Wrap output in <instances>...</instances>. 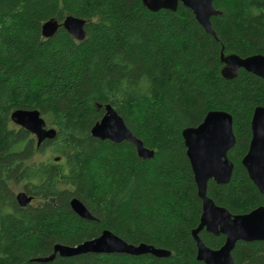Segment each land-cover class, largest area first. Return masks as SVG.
I'll return each mask as SVG.
<instances>
[{"label":"trees","instance_id":"trees-1","mask_svg":"<svg viewBox=\"0 0 264 264\" xmlns=\"http://www.w3.org/2000/svg\"><path fill=\"white\" fill-rule=\"evenodd\" d=\"M214 6L215 35L182 3L154 11L144 0H0V264H205L192 233L203 202L183 132L211 110L232 114L237 141L231 181L211 180L208 195L234 214L264 204L242 163L255 108L264 106V79L243 68L234 78L222 72V53L264 54V0ZM68 15L87 20L84 40L63 26L43 36L45 21ZM109 103L154 157H139L129 141L92 135ZM17 108L39 109L56 137L38 146L11 120ZM47 152L49 159L33 160ZM16 187L33 202L20 206ZM74 197L94 220L72 209ZM105 229L171 255L36 260L52 255L56 243L77 245ZM200 237L214 249L226 240L205 229ZM232 254L236 264H264V240L239 241Z\"/></svg>","mask_w":264,"mask_h":264},{"label":"water","instance_id":"water-1","mask_svg":"<svg viewBox=\"0 0 264 264\" xmlns=\"http://www.w3.org/2000/svg\"><path fill=\"white\" fill-rule=\"evenodd\" d=\"M215 0H144L151 10L168 9L176 11L179 4L190 8L198 22L205 30L213 35L215 31L212 18L219 11L214 6ZM87 20L82 17L68 15L61 23L49 19L42 25V34L49 38L63 26L76 40L82 41L87 36ZM222 61L226 64L222 72L225 77L234 78L239 69L243 68L264 79V54H253L242 57L237 54L225 56ZM11 120L33 133L40 146L46 139H53L57 129L50 127L39 109L17 108L11 112ZM252 139L248 152L242 159L251 180L264 195V106L255 108L252 122ZM93 136L101 140L115 143L129 141L136 147L138 156L143 159L154 157L155 151L145 146L142 139L132 133L124 118L112 104H106L105 114L91 129ZM183 136L187 147L198 187V194L203 202V211L199 225L192 231L197 243V259L205 264H236L233 250L239 241L264 240V204L247 213L234 214L226 207L220 206L208 195V185L211 180L218 184L231 181L234 163L229 157V151L235 146L237 138L234 132L233 116L225 110H211L197 126L184 130ZM60 157H57L59 160ZM20 206L26 207L33 201V195L25 190L16 193ZM70 205L82 218L94 220L86 204L74 197ZM206 230L214 235L223 234L225 243L218 249L208 246L200 237V232ZM86 253L130 255L152 254L157 257H168L171 251L148 243L132 244L109 229L92 239L77 245L56 243L54 252L47 257L37 258L38 261H51L57 255L71 257Z\"/></svg>","mask_w":264,"mask_h":264},{"label":"rangeland","instance_id":"rangeland-1","mask_svg":"<svg viewBox=\"0 0 264 264\" xmlns=\"http://www.w3.org/2000/svg\"><path fill=\"white\" fill-rule=\"evenodd\" d=\"M51 156V153L50 152H47L46 154L44 155H40V154H36V156L33 158V160H43V159H49ZM24 189L22 187H16L15 188V192H20V191H23ZM33 202V201H32ZM34 203H36L34 201Z\"/></svg>","mask_w":264,"mask_h":264}]
</instances>
